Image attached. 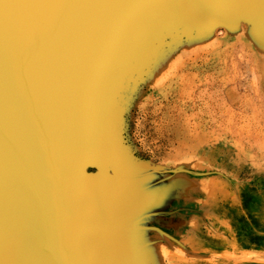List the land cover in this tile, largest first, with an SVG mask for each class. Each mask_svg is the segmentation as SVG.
<instances>
[{
  "label": "water",
  "instance_id": "1",
  "mask_svg": "<svg viewBox=\"0 0 264 264\" xmlns=\"http://www.w3.org/2000/svg\"><path fill=\"white\" fill-rule=\"evenodd\" d=\"M178 1L0 0V264H146L148 231L179 245L148 225L170 199L157 174L177 170H106L107 153L132 162L123 94L148 46L209 33L189 16L264 39V0ZM92 212L113 222L89 231Z\"/></svg>",
  "mask_w": 264,
  "mask_h": 264
},
{
  "label": "rangeland",
  "instance_id": "2",
  "mask_svg": "<svg viewBox=\"0 0 264 264\" xmlns=\"http://www.w3.org/2000/svg\"><path fill=\"white\" fill-rule=\"evenodd\" d=\"M161 17L154 18L151 29L163 26L158 23ZM190 17L209 33L164 42L152 53V60L149 46L137 57V71L144 69L123 94L117 127L120 146L132 164L107 153V171L125 161L130 169L144 165L177 170L160 171L151 187L170 183L166 196L175 189L165 209L176 212L158 217H181L189 211L210 215L218 205L222 208L215 215L226 220L231 214L239 221L231 227L234 233L225 230L230 225L225 220L207 225L213 235L207 247L214 248L203 251L208 254L205 258L187 255L182 246L161 240L163 244L145 249L152 260L146 264H165L164 260L167 264H264V39H254L250 33L257 31L236 19L224 20L233 28L226 30L208 24L212 22L206 18ZM214 181L228 188L225 197L213 193ZM204 186L205 194L199 193ZM205 200L213 204L208 205L210 213L202 207ZM92 221L96 228L91 231L113 222L103 217ZM171 244L180 250L172 252Z\"/></svg>",
  "mask_w": 264,
  "mask_h": 264
},
{
  "label": "crops",
  "instance_id": "3",
  "mask_svg": "<svg viewBox=\"0 0 264 264\" xmlns=\"http://www.w3.org/2000/svg\"><path fill=\"white\" fill-rule=\"evenodd\" d=\"M154 178H155L154 176H151L150 178H147L145 180V182L148 183V182L152 181ZM205 178H207V177H205ZM209 178H211V177H208V179ZM214 182L215 183L213 184V186H214L213 193H218L219 195L225 197L226 194L229 193V191L227 190L228 188H223L222 185L219 186V185H217L216 181H214ZM169 184L170 183H167V187ZM172 184L174 186L175 182L173 181ZM217 186H218V188H217ZM219 188L221 189V191H219ZM206 190H207V187L204 186V188H201L199 190V193L205 194ZM191 192H193V190H191ZM206 196L208 197V195H206ZM188 200H190V199H188ZM208 205L212 206L213 204L207 203L205 200V204L202 207L205 208V210L210 213V211H212V210L209 208ZM214 206H216L215 212H217V211L219 212V208H222L221 206L218 207V205H214ZM173 212H176V211L175 210L170 211V212L168 211V213H167V211L165 209V210L160 212V215L169 214V213L173 214ZM215 212H213L214 214L212 213V214L208 215V213L203 214V212L199 213L197 211L195 213H193V212L189 211L188 213H185V215H182L181 217H180V214H179V216L170 215L166 218L157 217L155 219V221L157 223L156 226L158 228H160L161 230L166 232L168 235L172 236L173 239L178 242L179 246L183 247V249L186 251V252L184 251L185 254L205 258L208 255L206 252H210L212 250L211 248H214L213 246L207 247L208 244L211 243V241L213 240L212 238H209V236H213L212 233L209 232V230H211V228H207V227L209 225H211L212 223L218 224L222 220H225V219L221 218L220 215H215L216 214ZM229 217L230 218L226 217L225 222H226V224L229 223L230 225H229V227H227L228 229L225 228V230L226 231L229 230V231L233 232L231 230V227L236 228L237 225L239 224V221L237 219H234L233 216H231V214H229ZM212 231L214 232V234H216L215 230H212ZM154 234H157V232L152 231V233H147V236H149V235L153 236ZM224 234H226V233H224ZM219 235H221V234H219ZM158 238H159V235H157V237H155V244H158L157 243ZM171 243H173V242H171ZM160 244H163V243H160ZM174 244H171V248H169V249L171 251L173 250L172 252H174V250L179 251L180 249ZM213 244H214V242H213ZM203 251H206V252H203ZM210 255H212V254H210ZM166 261L167 260H164L165 264H167Z\"/></svg>",
  "mask_w": 264,
  "mask_h": 264
},
{
  "label": "bare ground",
  "instance_id": "4",
  "mask_svg": "<svg viewBox=\"0 0 264 264\" xmlns=\"http://www.w3.org/2000/svg\"><path fill=\"white\" fill-rule=\"evenodd\" d=\"M171 6H172V0H171ZM262 6V5H261ZM188 12H190V11H188ZM261 12L264 14V8L262 7L261 8ZM197 16V15H196ZM220 16V15H219ZM224 16H226V17H231V18H227L228 20H233V19H236L235 17H233V16H235V14H232V13H229V14H226V15H224ZM160 17V16H159ZM190 17V16H189ZM220 17H223V16H220ZM199 21H202V20H199ZM203 22H205V21H203ZM212 22V21H211ZM144 23H142L141 25H143ZM236 24H238V23H236ZM139 26V28L141 27H143V26ZM155 27H157V26H155ZM170 27V26H169ZM204 27V26H203ZM206 27V26H205ZM208 27H211V26H208ZM213 27V26H212ZM238 27V26H237ZM236 27V29H238ZM152 29H154V28H152ZM237 31V30H236ZM250 35L254 38V39H258L259 38V36L257 35V33L255 32V31H253V32H251L250 33ZM193 38H196V37H193ZM193 38H190V39H193ZM197 38H199V37H197ZM186 39V38H185ZM247 39V38H246ZM169 42H171V41H169ZM163 44V43H162ZM168 46L170 45V44H167ZM161 46V45H160ZM167 46V47H168ZM163 47V46H162ZM148 48V47H147ZM146 51H148V50H146ZM153 50L151 49V55H150V59L152 60V58L154 57V51L152 52ZM129 52V51H128ZM152 53L154 54L153 55V57H152ZM128 54V53H127ZM146 53H144V55H145ZM149 54V53H148ZM141 56V55H140ZM144 57V56H143ZM149 59V58H148ZM141 61H142V59H141ZM155 62H156V60H155ZM155 64V63H154ZM144 69V68H143ZM136 75V74H135ZM137 76V75H136ZM113 109V108H112ZM121 160V159H120ZM120 162H122V161H120ZM108 168H109V166L107 165L106 166V170H108ZM130 168H132L131 166H129L128 165V163L125 161V163H120V164H117V165H114L113 166V170H119V169H121V170H128V169H130ZM86 170V169H85ZM178 182V181H177ZM185 187H183L182 189H184ZM181 189V190H182ZM181 190H179V191H181ZM185 191V190H184ZM178 192V191H177ZM185 193V192H184ZM172 196L174 197V195L173 194H171V195H169L168 196V198H170L169 200H168V204L166 203L163 207H162V209H165L168 205H169V201L171 200V198H172ZM167 197V196H166ZM187 198V197H186ZM188 199V198H187ZM82 214V210H80V215ZM90 218H91V222H89L88 224H87V230H89V231H91L92 230V227H94L93 225L94 224H92L94 221H92V219H99V218H102V216L101 215H99V213L98 212H92L91 214H90V216H89ZM94 228H96V227H94ZM157 235H159V238L157 239V243L160 245V243H161V240H171L170 238H168V237H166V236H164V235H162V234H160V233H157V234H154L153 236L152 235H149V236H146V242H147V247L149 246L150 248H153V247H151L152 246V244L154 245L155 244V237H157ZM169 236V235H168ZM148 238V239H147ZM160 242V243H159ZM173 242V241H172ZM163 243V242H162ZM151 252V251H150ZM183 253V252H182ZM155 258V257H154ZM153 258V259H154ZM152 261V260H151Z\"/></svg>",
  "mask_w": 264,
  "mask_h": 264
}]
</instances>
